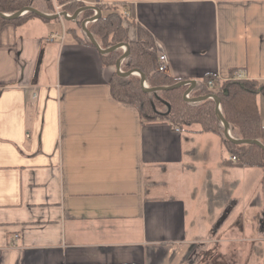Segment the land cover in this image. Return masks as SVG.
<instances>
[{
  "label": "crops",
  "instance_id": "0c3cea01",
  "mask_svg": "<svg viewBox=\"0 0 264 264\" xmlns=\"http://www.w3.org/2000/svg\"><path fill=\"white\" fill-rule=\"evenodd\" d=\"M73 1L122 3L165 54L161 74L264 82V0ZM69 28L83 33L62 17L0 31V264H261L264 170L214 133L141 120L111 95L115 65Z\"/></svg>",
  "mask_w": 264,
  "mask_h": 264
},
{
  "label": "trees",
  "instance_id": "16d2710c",
  "mask_svg": "<svg viewBox=\"0 0 264 264\" xmlns=\"http://www.w3.org/2000/svg\"><path fill=\"white\" fill-rule=\"evenodd\" d=\"M36 1H43L50 11H54V3L62 12L73 15L83 6L73 0H0V13L13 15L24 8H35ZM122 3H111L98 7L100 16L93 22L86 24V31L94 38L100 49L106 50L117 44H127L128 51L123 59V71L138 70L144 75L147 89L141 86L137 75L120 76L114 73L110 80L112 97L120 102L137 108L141 120L153 123L164 122L182 131L193 133H214L220 137L227 151L238 159L240 165L257 167L264 170V150L254 144H235L228 140L223 133V126L215 113V101L201 99L190 102L183 95L188 85L171 88L182 82L181 79L161 74L155 70L156 55L151 36L134 21L122 13ZM93 15L92 10L78 13L74 20L80 29L83 19ZM34 13L26 12L15 18L0 17V31L5 25L21 26L27 21L37 18ZM128 28L137 32L135 40H131ZM70 33L77 41L93 45L89 38L80 31L81 36L75 34L74 28ZM122 55L119 49L107 53H100L103 65L114 66ZM235 70L229 71V76ZM212 82V86L208 82ZM155 88H169L150 91ZM171 88V89H170ZM264 94V82L256 80H220L216 76L205 75L189 92V98L199 99L207 95L216 96L219 101L220 113L228 124L230 136L235 140L258 141L264 145V123L260 117L257 96ZM191 256L185 264H193Z\"/></svg>",
  "mask_w": 264,
  "mask_h": 264
},
{
  "label": "water",
  "instance_id": "95a60500",
  "mask_svg": "<svg viewBox=\"0 0 264 264\" xmlns=\"http://www.w3.org/2000/svg\"><path fill=\"white\" fill-rule=\"evenodd\" d=\"M85 10H94L96 14H94L93 16L85 19V21L87 22H93L95 21L96 19H98V17L100 16V11L97 7H94V6H86V7H82L80 9H78L73 15H71L69 18H66V13L65 12H60L59 14H54V15H48V14H44L38 10H36L35 8H24L22 9L21 11L13 14V15H5V14H1L0 13V17H3L5 19H10V18H15V17H18L20 15H23L24 13L26 12H32L34 13L36 16L38 17H41V18H45V19H54V18H57V17H63V18H66V19H69V20H75V18L77 17L78 13H80L81 11H85ZM82 27V30L84 32V34L89 38L90 42L97 48V50L100 52V53H107V52H110V51H113L115 49H118V48H121V47H125L126 48V52H124L118 59H124L127 55V51H128V46L127 44H117L115 46H112L111 48L109 49H106V50H103V49H100L99 46L97 45V43L95 42L94 38L86 31L85 29V26L81 25ZM115 70H116V73L120 76H128V75H133V74H137L139 77H140V80H141V86L144 88V75L141 74L138 70H131L129 72H120V66L118 64V60L116 61L115 63ZM183 85H188V88L187 90L185 91L184 94H189V92L193 89L194 85H195V82L194 81H182L178 84H176L175 86L171 87V88H176V87H179V86H183ZM170 88V89H171ZM164 89H169V88H155V89H150V91H159V90H164ZM145 90V88H144ZM210 99L212 98L214 101H215V113H216V116L217 118L220 120V122L222 123V126H223V133H224V136L230 140L231 142L235 143V144H254L256 145L257 147L261 148L264 150V145H262L260 142L258 141H252V140H235L233 139L230 134H229V130H228V124L225 122V120L223 119L221 113H220V110L218 108L219 106V101L217 99L216 96H211V95H207V96H204L202 98H199V99H185L187 101H190V102H194V101H198V100H201V99Z\"/></svg>",
  "mask_w": 264,
  "mask_h": 264
},
{
  "label": "built area",
  "instance_id": "2783aa9c",
  "mask_svg": "<svg viewBox=\"0 0 264 264\" xmlns=\"http://www.w3.org/2000/svg\"><path fill=\"white\" fill-rule=\"evenodd\" d=\"M60 13V7L58 6V7H56L55 8V13H53V14H48V15H54V14H59ZM96 14V13H95ZM66 18H69L71 15H69V14H67L66 13ZM63 18V17H62ZM65 18V19H66ZM72 21H74V20H72ZM87 23H89V22H87V21H83L82 23H81V25H83V26H86V24ZM84 33V32H83ZM64 37H65V32H64V30H63V32L61 33V34H57V33H53V34H51V35H49V37H48V41H54V40H59V41H63L64 40ZM122 48V51H123V53L124 52H126V48L125 47H121ZM154 52H155V54H156V61H157V64H156V71L157 72H159V73H166L167 72V69H168V62H167V58H166V56H165V54H163L161 51H159V50H155V48H154ZM118 60V64H119V66L121 65V62H122V59H117ZM121 72V71H120ZM227 79H232V80H242L243 79V76H242V74H241V72L240 71H235L234 72V74L233 75H231V76H228L227 77ZM208 85L209 86H212V82L211 81H209L208 82ZM212 96V95H211ZM183 97H184V99H189V94H184L183 95ZM210 99H212V98H210ZM213 100V99H212ZM218 108H219V106H218ZM220 110V109H219ZM176 131H178V129H176ZM230 160L232 161V162H237L238 161V159L236 158V156H234V155H232V156H230Z\"/></svg>",
  "mask_w": 264,
  "mask_h": 264
},
{
  "label": "rangeland",
  "instance_id": "374dc122",
  "mask_svg": "<svg viewBox=\"0 0 264 264\" xmlns=\"http://www.w3.org/2000/svg\"><path fill=\"white\" fill-rule=\"evenodd\" d=\"M40 2L45 5V3L43 1H40ZM49 26L51 27V30L52 31H55L58 34L61 33V25L58 22H56V23L55 22H52V23H50ZM121 71L124 72L123 71V64H121ZM257 100L259 102L261 111H262V113L264 115V94L259 95L258 98H257ZM261 264H264V260H263V262Z\"/></svg>",
  "mask_w": 264,
  "mask_h": 264
}]
</instances>
